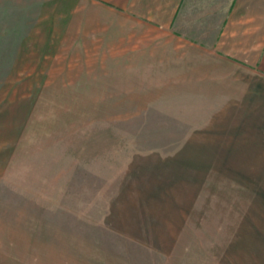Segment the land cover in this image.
Instances as JSON below:
<instances>
[{
  "label": "rangeland",
  "instance_id": "obj_1",
  "mask_svg": "<svg viewBox=\"0 0 264 264\" xmlns=\"http://www.w3.org/2000/svg\"><path fill=\"white\" fill-rule=\"evenodd\" d=\"M59 3L0 0V264H264L249 113L107 55L77 71Z\"/></svg>",
  "mask_w": 264,
  "mask_h": 264
},
{
  "label": "crops",
  "instance_id": "obj_2",
  "mask_svg": "<svg viewBox=\"0 0 264 264\" xmlns=\"http://www.w3.org/2000/svg\"><path fill=\"white\" fill-rule=\"evenodd\" d=\"M54 1L67 9L46 21L68 24L53 31L59 47L75 23L77 71L99 70L90 66L107 55L108 70L121 63L125 70H168L171 86L219 88L220 97L205 102L233 118L249 113L254 143L264 149V0Z\"/></svg>",
  "mask_w": 264,
  "mask_h": 264
}]
</instances>
